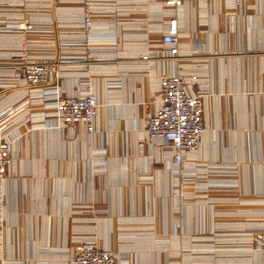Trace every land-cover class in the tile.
I'll return each mask as SVG.
<instances>
[{"label": "crops", "instance_id": "crops-1", "mask_svg": "<svg viewBox=\"0 0 264 264\" xmlns=\"http://www.w3.org/2000/svg\"><path fill=\"white\" fill-rule=\"evenodd\" d=\"M85 1L97 13L88 40ZM180 11L184 53L167 56V15L149 0H0V64L15 52L47 61L52 90L88 84L99 100L93 132L59 127L32 111L23 83L0 78L13 139L0 264H71L75 241L111 249L117 264H264L241 242L264 229V0H185ZM180 70L200 77L206 131L176 166L144 122L157 78Z\"/></svg>", "mask_w": 264, "mask_h": 264}, {"label": "built area", "instance_id": "built-area-1", "mask_svg": "<svg viewBox=\"0 0 264 264\" xmlns=\"http://www.w3.org/2000/svg\"><path fill=\"white\" fill-rule=\"evenodd\" d=\"M160 5L166 13L165 25L160 33V43L167 56H178L184 43L181 35L180 9L185 0H149ZM240 4L242 0H231ZM257 2L259 0H249ZM91 2L80 5L79 29L83 40H88L87 33L93 29L96 12ZM87 45V44H85ZM89 45L86 55L89 54ZM196 51L197 48H193ZM146 57L147 55H143ZM10 67L7 74L0 75L8 83H23L26 87L22 97L29 104L35 103L33 112L40 111L44 117L51 118L59 127L80 124L85 131L95 130V117L99 107L96 92L86 84L79 94L60 95L51 89L54 68L47 61H30L23 53L15 52L0 64ZM198 83V90H194ZM200 77L195 73L174 71L163 73L156 80V107L146 115L144 128L146 138L159 142L170 154L172 163L180 165L187 157L198 150L201 138L206 131L203 119L204 93L201 91ZM39 105V107H38ZM10 107L0 111V181L5 179L11 163L12 142L8 135V123L11 119ZM245 244H256L264 251V229L250 235ZM71 264H117L116 255L109 248L75 241L72 243ZM251 247H246L245 251ZM220 250L216 248L215 251ZM243 250V249H239Z\"/></svg>", "mask_w": 264, "mask_h": 264}, {"label": "rangeland", "instance_id": "rangeland-1", "mask_svg": "<svg viewBox=\"0 0 264 264\" xmlns=\"http://www.w3.org/2000/svg\"><path fill=\"white\" fill-rule=\"evenodd\" d=\"M234 249H235V251L237 249H246V245L245 246H241V247H237V248H234ZM238 251H242V250H238ZM241 258H243V257L238 256V257L235 258L236 264H242L243 263V260Z\"/></svg>", "mask_w": 264, "mask_h": 264}]
</instances>
